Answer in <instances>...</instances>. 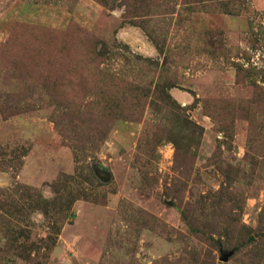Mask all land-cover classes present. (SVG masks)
<instances>
[{"label": "rangeland", "instance_id": "1", "mask_svg": "<svg viewBox=\"0 0 264 264\" xmlns=\"http://www.w3.org/2000/svg\"><path fill=\"white\" fill-rule=\"evenodd\" d=\"M0 264H264V0H0Z\"/></svg>", "mask_w": 264, "mask_h": 264}]
</instances>
